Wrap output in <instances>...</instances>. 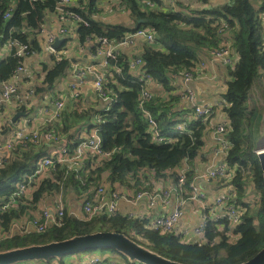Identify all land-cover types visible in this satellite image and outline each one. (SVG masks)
Masks as SVG:
<instances>
[{"label":"trees","instance_id":"16d2710c","mask_svg":"<svg viewBox=\"0 0 264 264\" xmlns=\"http://www.w3.org/2000/svg\"><path fill=\"white\" fill-rule=\"evenodd\" d=\"M98 1L101 0H79L78 6L69 8L88 22V26L78 24L80 43L86 44L90 39L95 44L98 37L119 42L127 34L145 29L154 32L155 44L160 47L144 49L141 55L143 66L138 72L131 70L129 62L122 58L119 61V66L123 68L121 73L116 72L114 62L110 63L106 73V90L113 101L108 103L105 110L96 113V117L91 116V112H76L64 118V112L61 120L47 124L41 130L58 133L73 151L82 140L75 139L72 128L95 117L92 129L96 126L100 128L104 151L115 152L109 159L95 158L86 170L78 173L67 172L65 165H58L55 171L50 170L49 176L30 195L23 196L7 210H2L20 182L36 170L38 162L52 157L53 150L59 147L43 139L39 144L29 143L27 147L17 141L7 160L0 162V229L9 232L14 222L36 209L47 196L53 199L61 189L64 197L68 191H74L83 195L84 200L93 199L97 187L104 183L105 175L106 182L112 185L111 192L119 187H129L131 183L140 184L141 176L145 179V174L140 176L141 172L153 173L155 179H170L176 184L184 162L195 167L204 146L208 122L203 123L196 118L189 123L177 121L176 114L172 113V104H163L162 99L155 96L145 105L155 118L160 138L163 139L162 142L154 141L140 106L142 84L138 73L150 75L153 82L169 92L173 90L172 76L183 71L194 72L206 51L221 47L229 48L232 52V65L227 68L230 79L222 95L227 107L222 112L230 124L226 140L231 148L225 164L230 170H235L229 183L236 190L234 204L243 211L240 223L232 225L227 220L216 222L210 218L205 235L196 241L186 242L175 233L161 234L149 229L148 221L133 219L118 212L85 221L71 217L67 210L61 227L52 226L44 234H14L5 240L0 238V252L63 242L97 232H113L125 235L160 256L181 264L246 263L264 248V182L257 155L264 134V113L258 105L259 100L264 101V0H229L224 6L194 11L191 15H184L177 9L163 8L160 0H150L155 8L145 7L142 0H120L134 22V26L129 28L123 25L104 26L97 22ZM60 2L17 0L13 6L12 0H0V49L16 39L39 51L38 36L46 15L48 12L58 13ZM12 6V17L5 19L6 12ZM224 25L228 30L221 34L219 30ZM67 41L66 38L58 52L64 49ZM14 52L15 49L8 58L0 59V83L10 80L16 68L23 63L24 58L14 56ZM70 66L68 58H54L51 67L45 66L44 77L41 84L36 86V93L52 90L68 74ZM257 87L260 96L252 97ZM16 112L30 116L26 107H19ZM99 119L101 123H98ZM183 123L186 125L182 132L175 130L177 125ZM12 132L11 126L0 124V143L5 142ZM193 176V171L187 174L185 188H188ZM249 194L257 196L254 211ZM97 251L94 253H99V257L90 260L89 264H140L129 262L114 250ZM90 252L66 256L60 261L51 259L49 262L41 260L21 264H68L72 257ZM116 255L122 258L120 263L113 260Z\"/></svg>","mask_w":264,"mask_h":264},{"label":"crops","instance_id":"0c3cea01","mask_svg":"<svg viewBox=\"0 0 264 264\" xmlns=\"http://www.w3.org/2000/svg\"><path fill=\"white\" fill-rule=\"evenodd\" d=\"M162 1L163 8H170L169 4L172 0H160ZM13 5L17 4V0H12ZM177 10L184 15H191L194 11H201L205 9H211L215 7H221L229 3V0H207V2L201 0H184L180 2ZM74 6L79 5V0H74ZM120 0H101L97 3V14L95 20L104 26L114 25L124 22L127 19L129 27L134 26V22L129 16H125L120 11ZM100 6V7H98ZM170 9H164L169 11ZM264 21V15H263ZM67 22L61 20V16L55 12H48L46 15V21L43 25L42 32L38 36L40 49L36 50V53L23 60L24 71L20 72L16 77H12L8 82H13L18 86V94L14 96L9 102L5 103L0 110V124H6L11 126L15 135L26 134L32 130L41 131L45 122L48 120V115L45 111L49 108L54 96H60L65 101L64 118L70 116L73 113L91 112L93 116L98 112H102L106 105L97 95L94 89V76L87 74L83 78L79 79L74 73L75 67L84 69L92 66L96 70L100 71L106 76L108 68L104 65V59L95 55V44L88 42L86 44L80 43L77 36V29L70 33L66 38L67 43L63 50L58 54L62 57L68 58L71 61L70 71L68 74L59 80L56 86L47 92L36 93V86L40 85L44 77L45 66L51 67L54 63V55L48 49L46 44V38L49 34H56L58 30L66 25ZM71 25V24H70ZM224 38V37H223ZM160 47L157 44H149L143 39H138L132 45H127L121 49V58L124 61L131 62L136 58L141 57L146 47ZM11 48L8 44H5L0 49V59L4 60L8 58ZM204 64L203 65L199 64ZM196 67L199 73L195 74V79L190 83V87L195 93L196 105H211L216 106L223 102L222 95L226 92V82L230 79L227 68L223 67L220 63L214 62L208 51L201 56L200 63ZM138 72V71H136ZM185 72H180L178 75L172 76L171 86L172 91H166L158 83L152 82L151 90L154 93V97L161 98L163 104H172V113L176 114L175 119L177 121L189 123L194 118L193 105L184 101L183 95L185 93ZM141 76V73H138ZM72 84L78 85L81 96L77 99L71 97L70 86ZM33 92V93H32ZM175 98L178 100L174 101ZM19 107H26L29 110L30 116H24L18 120H14V116L18 114L16 110ZM222 108L216 106V112L213 117L208 121L207 129L204 137V146L200 151V157L196 160L195 167H192L188 162L190 172H194L192 181L198 190L203 194L202 201H188L184 205V217L176 226L174 233L181 236L186 242H193L198 240L194 234L193 229L197 227L207 210L214 208V201L220 193L229 192L232 187L229 180H225L223 183H215L203 178H199L201 174L216 168L224 163L222 156H215L213 153L215 147L214 129L225 118ZM152 114V113H151ZM97 115H95L96 117ZM95 117L90 121H82L78 125L72 128V133L75 139L83 140L89 135L91 131ZM13 120L15 122H13ZM185 123L177 125V129L182 127L185 129ZM57 148V146H56ZM55 150V149H54ZM53 150V153H54ZM8 151L4 154H0V160L2 157H8ZM94 158L85 159V168H87L90 162H93ZM185 163V162H184ZM86 170V169H85ZM49 172L46 176H49ZM142 174H145V179ZM140 184H133L129 187H119L118 191L124 197L129 200L121 199L118 203V213L130 216L133 219L148 221L150 224L154 219L166 216L172 213L178 206L180 196L173 191L175 183L170 179H155L153 173H140ZM107 175L103 177V182L106 184L108 193L112 191V186L109 182H106ZM117 188L118 185L114 184ZM147 191L148 196L141 199H136L138 193ZM28 192L27 195H30ZM165 193H168L166 195ZM84 196L74 191H68L66 193V204L68 213L74 216H83V204ZM134 201H131L133 200ZM53 200L51 196H47L42 202L37 205V208L30 210L28 214L22 216L19 220L14 222L12 228L15 234L26 235L35 233V229L31 224V219L34 216L40 215L43 210H53ZM153 203V206L151 204ZM2 229H0L1 231ZM98 254L94 256H88L86 254L81 256H74L68 264H89L90 260L99 257ZM117 256L113 257L116 263Z\"/></svg>","mask_w":264,"mask_h":264},{"label":"built area","instance_id":"2783aa9c","mask_svg":"<svg viewBox=\"0 0 264 264\" xmlns=\"http://www.w3.org/2000/svg\"><path fill=\"white\" fill-rule=\"evenodd\" d=\"M180 1L184 0H172L169 4L170 8L174 10L177 9V3ZM73 3L74 0H61L59 7L57 8V14H59L61 16V20L67 22V24L63 25L56 34H49L46 38L48 49L52 54L57 55V60L61 58V55L58 54L57 50L52 48V45L56 42V40L66 39V37L70 35L71 32L78 28V24L88 26V22L85 21L80 14L73 13L69 10V8L74 6ZM142 4L147 8H155V4L150 0H142ZM12 12L13 6L6 12L5 19L11 18ZM227 30V25H224L222 29L219 30V32L223 34ZM138 39H143L149 44L156 43V36L154 32L145 29H140L135 33L127 34L125 38L119 42L112 41L104 37H98L94 41L96 44L95 55L104 59V65L106 68H109L110 63L114 62L116 72L121 73L123 70V68L119 66L121 49L127 45L134 44ZM90 41L92 40L88 39L87 42ZM8 45L11 48L12 53L15 49L14 56L19 58L25 59L36 53V51L32 50L29 45L23 44L16 39L11 40ZM208 53L214 62L220 63L223 67L229 68L232 65V52L229 48L221 47L219 49L209 51ZM200 65H203L202 68L204 67L203 63L199 64V66ZM129 66L133 71H140V68L143 66L141 57L129 62ZM22 71H24L23 64L16 68L13 73V78ZM74 73L79 79L83 78L87 74H92L94 76V89L102 102L107 106L108 103L113 101L106 90V76L103 73L96 70L92 66L86 67L84 69L75 67ZM198 73V68H195L194 72H185L184 79L186 88L183 99L184 101L193 105L194 118L201 119L203 123H206L216 112V106L222 108L223 110L225 107H227V104L223 102L216 106L195 104V93L190 87V83L195 79V74ZM139 80L142 84L140 91V106L143 115L148 121L149 130L153 140L162 142L163 139L160 138L158 124L150 111L145 108L146 103H149L154 98V93L150 87L153 79L150 75H141L139 76ZM70 92L73 99H77L81 96L80 89L76 84H72L70 86ZM17 94L18 86L15 83L10 81L0 83V110L5 103L9 102ZM64 110V99L60 96H54L50 107L45 109L48 115V120L45 122L44 126L61 120ZM101 122V119H99L98 123ZM229 125V122L226 120V118H224V120L214 129V140L216 145L214 147L213 153L215 156L220 155L223 158H226V155L231 148L230 144L226 140V134H228ZM182 131L183 128L180 127L179 132ZM41 139L47 143L58 145L59 147L54 150L52 157L42 159L38 162L36 170L32 174L26 176L24 180L20 182L17 191L13 194L11 200L2 206V210H7L11 205H14L16 200L22 198L23 196H27L28 192H32L34 188L47 177L46 173H50V170L55 171L58 165H65L67 172L73 171L78 173L83 171V169H86L84 162L87 157H92L94 160L95 158H98L99 160L109 159L115 152L104 151L102 147L100 128L96 126L91 129L88 137L82 140L73 151H71L68 147V142L66 139L62 138L58 133L54 134L50 131L43 132L42 130H32L31 132L23 135H14V132H12L5 142L0 143V154H4L5 151H8L9 153L17 144V141H20L24 147H27L29 143L39 144ZM5 160H7V158L2 157L0 162L4 163ZM189 172V166L185 162L179 170V177L173 188V191L178 193L180 196V201L177 208L166 216H161L154 219L149 224V229L158 231L161 234L174 233L176 226L184 217V205L190 200L202 201L204 196L193 182H190L188 188H185L187 174ZM234 174L235 170H230L225 164L224 159V163L222 165L213 168L204 174H201L199 178L219 184L223 183L225 180L232 179ZM79 179L81 180V178ZM165 194L168 195V193ZM148 195L149 193L147 191L140 192L135 197V200L141 199ZM53 198L52 211L43 210L40 215L34 216L31 219V224L35 229V233L37 234L46 233L52 226L61 227L63 225V221L67 213V204L64 194L62 193V189L60 190V193H56ZM121 199L129 200L127 197L121 195L118 191L108 193L107 188L103 183L97 187L93 199L90 198L84 200L83 216L81 218L70 213L69 215L71 217L85 221H90L101 215H114L118 212V203ZM236 199V190L235 188H231L229 192L220 193L217 196L214 201V208L212 210H209V208L207 209V206L204 207V210L207 211L201 218L199 225L193 229L194 236L199 239L205 235L207 224L210 221V218L216 222L227 220L232 225L240 223V217L243 211L234 204ZM131 201H134V199ZM151 206H153V203ZM14 234L15 231L13 228H11L9 232H4L1 230L0 238L5 240L13 237ZM95 262H98V260H95Z\"/></svg>","mask_w":264,"mask_h":264},{"label":"water","instance_id":"95a60500","mask_svg":"<svg viewBox=\"0 0 264 264\" xmlns=\"http://www.w3.org/2000/svg\"><path fill=\"white\" fill-rule=\"evenodd\" d=\"M66 39H57L52 48L57 50ZM26 116L20 112L14 116V120ZM13 120V122H15ZM259 165L264 182V148H257ZM114 250L124 256L131 263L140 264H181L170 261L153 252L146 246L140 245L129 237L113 232H97L94 234L74 237L63 242H53L46 245H33L25 248L0 252V264H21L30 261H45L51 259L62 260L81 252L97 250ZM243 264H264V248L251 260Z\"/></svg>","mask_w":264,"mask_h":264},{"label":"rangeland","instance_id":"374dc122","mask_svg":"<svg viewBox=\"0 0 264 264\" xmlns=\"http://www.w3.org/2000/svg\"><path fill=\"white\" fill-rule=\"evenodd\" d=\"M99 2V1H98ZM12 5H13V3H12ZM14 6V5H13ZM120 6V11H121V13H123L125 16H129V13L126 11V9L124 8V6L122 5V4H120L119 5ZM98 7H100V6H98ZM114 25H123L124 27H128L129 26V23H128V21H127V19H125V21L124 22H121V23H118V24H114ZM154 47V46H153ZM262 84L264 85V81L262 82ZM263 87V86H262ZM258 91V87H257V89H254L253 90V93H252V97H255V96H257V94L260 96V94L257 92ZM259 96H257V97H259ZM261 99V98H260ZM259 103H258V105H259V108L260 109H262V111H263V113H264V101H258ZM0 142H1V140H0ZM258 148H260V149H263L264 148V134H263V138L261 139V141L259 142V146H258ZM255 195V194H254ZM249 197H250V199L252 200V205H253V207H254V209H253V211L255 210V201H257V196H253V195H251V194H249ZM253 197H254V201H253ZM246 201H248V199L246 200ZM250 201V200H249ZM251 202V201H250ZM94 252H98V251H92V252H90V253H88V254H86V255H88V256H94V254H96V253H94ZM117 256V258H116V260L118 259V262H120V260H122V258L121 257H119L118 255H116Z\"/></svg>","mask_w":264,"mask_h":264}]
</instances>
